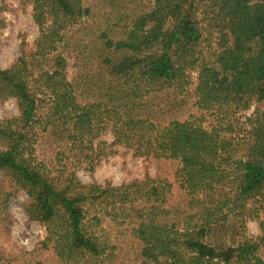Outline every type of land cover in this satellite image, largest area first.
I'll list each match as a JSON object with an SVG mask.
<instances>
[{
	"label": "trees",
	"instance_id": "trees-1",
	"mask_svg": "<svg viewBox=\"0 0 264 264\" xmlns=\"http://www.w3.org/2000/svg\"><path fill=\"white\" fill-rule=\"evenodd\" d=\"M27 1L39 36L0 69V103L18 109L0 119L6 261L264 264V225L245 233L264 210V0ZM214 108L254 111L206 128L196 117ZM115 147L151 159L157 177L84 184L70 167ZM20 192L46 236L12 258Z\"/></svg>",
	"mask_w": 264,
	"mask_h": 264
},
{
	"label": "rangeland",
	"instance_id": "rangeland-1",
	"mask_svg": "<svg viewBox=\"0 0 264 264\" xmlns=\"http://www.w3.org/2000/svg\"><path fill=\"white\" fill-rule=\"evenodd\" d=\"M0 19L5 26L0 30V69L9 68L20 56V46L26 42L33 46L39 36V28L33 19V9L27 0H0ZM204 48L215 50L220 34L210 24L204 23ZM196 75L192 77V83ZM254 111L234 113L228 108L207 110L197 115V121L206 128L225 127L234 118L245 120V117ZM18 115L17 103L14 99L0 103V119H8ZM111 143V137H106ZM114 153L102 159L95 167L84 162L71 160V169L74 170L80 181L84 184H112L119 186L145 176L156 178V165L151 159L134 157L131 152L121 147H115ZM27 196L20 192L18 196L8 204L9 239L12 248L9 254L16 253L17 249L28 252L34 251L46 236L43 225L31 221L25 211ZM264 225V210L259 209L248 218L246 223V235L257 238L262 233ZM0 243L6 247V235H0ZM4 249V248H3ZM0 253L2 250L0 249ZM17 256V255H14ZM0 264H15V260L6 261V254H0ZM13 258V254H12Z\"/></svg>",
	"mask_w": 264,
	"mask_h": 264
}]
</instances>
